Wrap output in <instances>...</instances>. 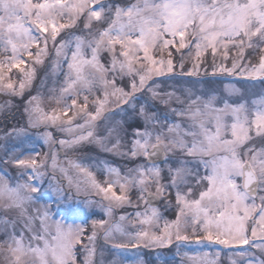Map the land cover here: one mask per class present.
<instances>
[{"label":"snow or ice","instance_id":"6c2138e0","mask_svg":"<svg viewBox=\"0 0 264 264\" xmlns=\"http://www.w3.org/2000/svg\"><path fill=\"white\" fill-rule=\"evenodd\" d=\"M227 77L264 89V0H0V264H264V93Z\"/></svg>","mask_w":264,"mask_h":264},{"label":"rangeland","instance_id":"374dc122","mask_svg":"<svg viewBox=\"0 0 264 264\" xmlns=\"http://www.w3.org/2000/svg\"><path fill=\"white\" fill-rule=\"evenodd\" d=\"M116 2H118V3H120L119 1H116ZM43 67V68H42ZM42 67H40V68H42V72L39 74V81L37 82V84H35V82H34V84H35V86H34V84H33V86H32V88L30 89V92L31 91H34V90H36L37 89V85H39L38 86V88L41 90V92L43 93V94H45V96H47L48 95V89L49 88H51V87H53V80H54V78L51 76V74H50V72L48 71V64H47V62H46V64L44 65V66H42ZM40 68H39V70H40ZM38 70V71H39ZM13 72H18V70H13ZM38 75V74H37ZM47 77V84H46V87H41V81L42 80H45V78ZM37 80H38V77H37ZM60 83H61V79L60 78H55V86L56 87H59L60 86ZM226 83H229V82H226ZM230 83H234V84H236V82H230ZM245 85V84H244ZM220 87H222V84H220L219 85ZM236 86L237 87H241L242 89H243V91H244V94H245V96L247 97V98H249V99H247V100H252V99H256V98H259V96L262 94L260 91H257V92H253V91H251V89L249 90V91H246L245 90V86H240V85H238V84H236ZM34 87V88H33ZM29 92V93H30ZM40 92V91H39ZM47 92V93H46ZM250 92V93H249ZM26 95H28V93H26ZM4 99H6V97H4V96H0V102H3L4 101ZM13 100L15 99V98H12ZM46 107H49L48 105H45ZM21 126H23L22 124H21ZM29 137H33V138H35V140L34 141H32V139H30V138H28L27 140H26V142L23 144V145H21V148H22V150L23 151H25V152H29V151H33V150H35V151H41V152H45L44 150H42L41 148H40V146L38 147L37 145H36V142L37 141H40V140H38V139H36V137H35V135H33V134H30L29 135ZM40 142H42V141H40ZM38 147V148H37ZM88 147H90V146H88ZM46 148V147H45ZM86 150L87 151V147H85V148H82V149H79L78 151H80V150ZM92 149H93V147H92ZM47 150V149H46ZM77 151V152H78ZM76 152V151H75ZM75 152H73V151H70L69 153H68V157L69 158H72V156L75 154ZM78 158L79 159H81V160H83V161H85V162H88L89 160H88V158H87V154H81V155H78ZM98 158V157H97ZM98 160H104V159H98ZM99 178V177H98ZM94 199H99V197H93ZM97 213H96V215L97 216H99L98 217V219L99 218H101L102 216H103V213L102 212H100V210L97 208V209H94ZM128 210V209H127ZM117 214H119V213H117ZM107 258H112L111 256H109V257H107Z\"/></svg>","mask_w":264,"mask_h":264}]
</instances>
